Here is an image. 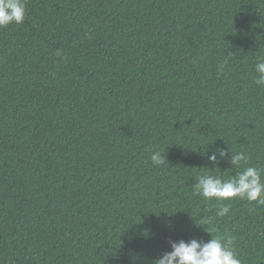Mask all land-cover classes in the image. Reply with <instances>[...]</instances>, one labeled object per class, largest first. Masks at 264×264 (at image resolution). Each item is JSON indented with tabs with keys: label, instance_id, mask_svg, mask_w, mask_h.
<instances>
[{
	"label": "trees",
	"instance_id": "obj_1",
	"mask_svg": "<svg viewBox=\"0 0 264 264\" xmlns=\"http://www.w3.org/2000/svg\"><path fill=\"white\" fill-rule=\"evenodd\" d=\"M24 2L0 28V264H147L207 231L264 264V205L195 189L243 171L217 148L264 170V0Z\"/></svg>",
	"mask_w": 264,
	"mask_h": 264
},
{
	"label": "clouds",
	"instance_id": "obj_2",
	"mask_svg": "<svg viewBox=\"0 0 264 264\" xmlns=\"http://www.w3.org/2000/svg\"><path fill=\"white\" fill-rule=\"evenodd\" d=\"M26 5L24 0H0V28L10 24H22L25 20ZM57 55H62L59 51ZM256 85L264 87V59H259L255 64ZM220 157L230 153V163L233 167L240 168L244 165L243 171L237 172L234 176L224 180L211 174L197 177L195 189L198 194L206 200L226 201L234 198L257 202L264 205V178L262 169L249 165L250 157L243 152H231L223 148H217ZM207 159L212 162L213 168L218 165L216 154L208 155ZM152 163L159 167L166 161L162 152L155 151L151 156ZM230 211L228 205L220 207L217 216H226ZM203 218H196L197 225L204 226ZM173 227L171 223L168 225ZM211 234L210 240L191 238L189 240H172L168 243L171 250L165 251L157 257L150 258L147 264H242L234 249V237L231 235Z\"/></svg>",
	"mask_w": 264,
	"mask_h": 264
}]
</instances>
